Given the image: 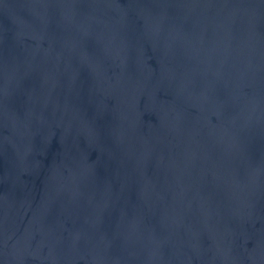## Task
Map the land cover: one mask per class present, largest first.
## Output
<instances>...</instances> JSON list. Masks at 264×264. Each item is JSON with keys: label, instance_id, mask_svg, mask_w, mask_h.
Instances as JSON below:
<instances>
[{"label": "water", "instance_id": "water-1", "mask_svg": "<svg viewBox=\"0 0 264 264\" xmlns=\"http://www.w3.org/2000/svg\"><path fill=\"white\" fill-rule=\"evenodd\" d=\"M0 264H264V0H0Z\"/></svg>", "mask_w": 264, "mask_h": 264}]
</instances>
